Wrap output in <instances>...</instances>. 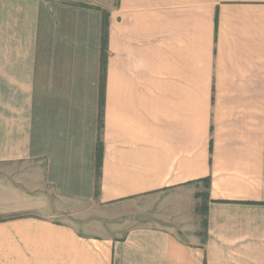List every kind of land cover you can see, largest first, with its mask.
I'll return each mask as SVG.
<instances>
[{"label": "crops", "instance_id": "crops-1", "mask_svg": "<svg viewBox=\"0 0 264 264\" xmlns=\"http://www.w3.org/2000/svg\"><path fill=\"white\" fill-rule=\"evenodd\" d=\"M0 264H264V0H0Z\"/></svg>", "mask_w": 264, "mask_h": 264}, {"label": "rangeland", "instance_id": "rangeland-1", "mask_svg": "<svg viewBox=\"0 0 264 264\" xmlns=\"http://www.w3.org/2000/svg\"><path fill=\"white\" fill-rule=\"evenodd\" d=\"M162 199L163 195L161 198H157L155 195L135 198L125 202L119 212H115V209H109L107 207L100 206L98 208L96 205L83 204L80 208L84 211L82 217L79 219V223L75 222L73 224L75 227H79V230L83 233L106 235L110 232L109 228L116 225L117 221L123 222V220H126L127 223L132 224L135 222L155 223L157 217H159V208ZM189 199L186 200L189 201ZM190 203L192 207L189 205V208L193 210L192 214L194 216L193 223L201 229L202 215L196 213L194 210L195 206L197 208L201 202L199 199H195V201L192 200ZM113 216L115 218L112 219ZM62 221L72 222L68 219H62Z\"/></svg>", "mask_w": 264, "mask_h": 264}, {"label": "trees", "instance_id": "trees-1", "mask_svg": "<svg viewBox=\"0 0 264 264\" xmlns=\"http://www.w3.org/2000/svg\"><path fill=\"white\" fill-rule=\"evenodd\" d=\"M106 36H107V21H106V17H104V20H103V25H102V43H101V49H102V56L104 57L105 56V50H106ZM104 70V60L102 62V71ZM103 82H104V78H102L101 80V85H102V91H101V99L103 98ZM100 150H101V147L99 145L98 147V157L100 155ZM202 183H203V186L205 189H208L209 187V178H205L202 180ZM196 198L200 200L201 204H199V206L196 208V212L198 214H201L204 212L205 210V199H207V192H200V193H197L196 194ZM203 225H204V222H203Z\"/></svg>", "mask_w": 264, "mask_h": 264}]
</instances>
